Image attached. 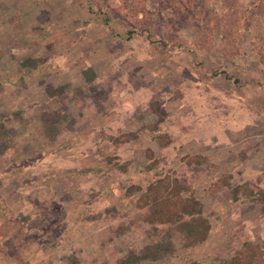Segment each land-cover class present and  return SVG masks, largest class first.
<instances>
[{"label": "rangeland", "instance_id": "1", "mask_svg": "<svg viewBox=\"0 0 264 264\" xmlns=\"http://www.w3.org/2000/svg\"><path fill=\"white\" fill-rule=\"evenodd\" d=\"M0 239V264H264V0H0Z\"/></svg>", "mask_w": 264, "mask_h": 264}, {"label": "trees", "instance_id": "2", "mask_svg": "<svg viewBox=\"0 0 264 264\" xmlns=\"http://www.w3.org/2000/svg\"><path fill=\"white\" fill-rule=\"evenodd\" d=\"M143 11H139L138 13L137 12H135V16H138L139 14H141ZM107 21V20H106ZM130 34H133V32L132 33H130ZM150 39V38H149ZM84 74H91V71L90 70H88V71H86ZM2 127V126H1ZM2 129L4 130V127H2ZM6 136H8L7 135V132H6ZM188 214H190L187 210L186 211H184L183 212V216H186L187 217V215ZM186 223H183L182 224V226H185V228H188V233H185V235H184V239H185V242L186 243H188V245L189 246H191V245H193V244H197V243H201V242H204V240H205V238H206V235H207V231H208V225H207V223H206V228L204 229H202V228H200V230L198 231V230H195L196 229V227H198V226H196V227H192L191 225H188V224H186ZM200 225H203V224H200ZM199 228V227H198ZM189 239V240H188Z\"/></svg>", "mask_w": 264, "mask_h": 264}, {"label": "crops", "instance_id": "3", "mask_svg": "<svg viewBox=\"0 0 264 264\" xmlns=\"http://www.w3.org/2000/svg\"><path fill=\"white\" fill-rule=\"evenodd\" d=\"M0 244L2 245L3 244V240L2 239H0ZM2 247V246H1Z\"/></svg>", "mask_w": 264, "mask_h": 264}]
</instances>
